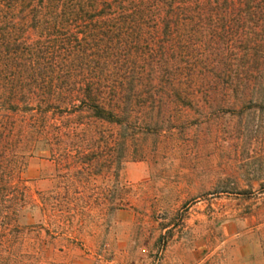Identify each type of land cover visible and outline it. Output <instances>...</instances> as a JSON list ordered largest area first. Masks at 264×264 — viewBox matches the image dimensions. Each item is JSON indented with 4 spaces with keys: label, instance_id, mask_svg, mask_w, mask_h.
Wrapping results in <instances>:
<instances>
[{
    "label": "trees",
    "instance_id": "obj_1",
    "mask_svg": "<svg viewBox=\"0 0 264 264\" xmlns=\"http://www.w3.org/2000/svg\"><path fill=\"white\" fill-rule=\"evenodd\" d=\"M259 103L264 0H0V233L83 225L111 176V208H132L127 162L166 168L224 109ZM34 158L53 172L27 178ZM247 236L264 264V230Z\"/></svg>",
    "mask_w": 264,
    "mask_h": 264
},
{
    "label": "rangeland",
    "instance_id": "obj_2",
    "mask_svg": "<svg viewBox=\"0 0 264 264\" xmlns=\"http://www.w3.org/2000/svg\"><path fill=\"white\" fill-rule=\"evenodd\" d=\"M224 110L213 120V134L180 150L172 165H124L132 208L112 209L114 176L105 189L100 180L102 214L83 225L81 217L67 216V230H24V241L0 233V264H201L226 243L235 245L227 264L262 262L254 236L235 239L242 230H264V103ZM51 172L49 162L34 158L25 176ZM61 231L67 242L48 234Z\"/></svg>",
    "mask_w": 264,
    "mask_h": 264
}]
</instances>
